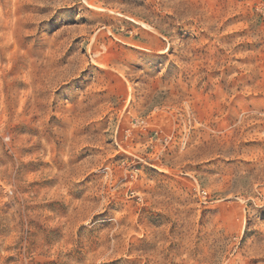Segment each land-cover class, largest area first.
<instances>
[{"label":"rangeland","instance_id":"obj_1","mask_svg":"<svg viewBox=\"0 0 264 264\" xmlns=\"http://www.w3.org/2000/svg\"><path fill=\"white\" fill-rule=\"evenodd\" d=\"M264 0H0V264H264Z\"/></svg>","mask_w":264,"mask_h":264},{"label":"built area","instance_id":"obj_2","mask_svg":"<svg viewBox=\"0 0 264 264\" xmlns=\"http://www.w3.org/2000/svg\"><path fill=\"white\" fill-rule=\"evenodd\" d=\"M258 9H260L262 18L264 19V2L262 3V5H260V7H258Z\"/></svg>","mask_w":264,"mask_h":264}]
</instances>
